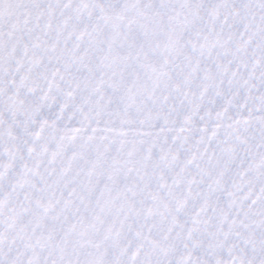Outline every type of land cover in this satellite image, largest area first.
Instances as JSON below:
<instances>
[{
	"label": "snow or ice",
	"instance_id": "snow-or-ice-1",
	"mask_svg": "<svg viewBox=\"0 0 264 264\" xmlns=\"http://www.w3.org/2000/svg\"><path fill=\"white\" fill-rule=\"evenodd\" d=\"M0 264H264V0H0Z\"/></svg>",
	"mask_w": 264,
	"mask_h": 264
}]
</instances>
